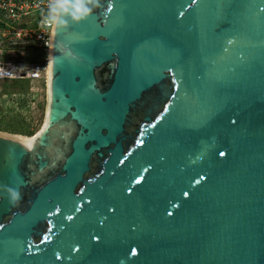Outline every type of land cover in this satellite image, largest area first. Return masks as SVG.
<instances>
[{
  "label": "water",
  "instance_id": "1",
  "mask_svg": "<svg viewBox=\"0 0 264 264\" xmlns=\"http://www.w3.org/2000/svg\"><path fill=\"white\" fill-rule=\"evenodd\" d=\"M99 5L0 133V264H264V0Z\"/></svg>",
  "mask_w": 264,
  "mask_h": 264
},
{
  "label": "built area",
  "instance_id": "2",
  "mask_svg": "<svg viewBox=\"0 0 264 264\" xmlns=\"http://www.w3.org/2000/svg\"><path fill=\"white\" fill-rule=\"evenodd\" d=\"M51 0H0V81L47 82L52 29L42 24Z\"/></svg>",
  "mask_w": 264,
  "mask_h": 264
},
{
  "label": "rangeland",
  "instance_id": "3",
  "mask_svg": "<svg viewBox=\"0 0 264 264\" xmlns=\"http://www.w3.org/2000/svg\"><path fill=\"white\" fill-rule=\"evenodd\" d=\"M47 82L0 81V133L33 137L42 127Z\"/></svg>",
  "mask_w": 264,
  "mask_h": 264
},
{
  "label": "clouds",
  "instance_id": "4",
  "mask_svg": "<svg viewBox=\"0 0 264 264\" xmlns=\"http://www.w3.org/2000/svg\"><path fill=\"white\" fill-rule=\"evenodd\" d=\"M99 0H51L42 24L53 31L67 28L69 20L72 23L86 19L95 8L99 7ZM10 203L19 202L20 193L16 189L8 188Z\"/></svg>",
  "mask_w": 264,
  "mask_h": 264
},
{
  "label": "snow or ice",
  "instance_id": "5",
  "mask_svg": "<svg viewBox=\"0 0 264 264\" xmlns=\"http://www.w3.org/2000/svg\"><path fill=\"white\" fill-rule=\"evenodd\" d=\"M181 14L183 15V13H181ZM165 110H167V109H165ZM30 146H31V145H29V147H30ZM219 155H220V156H224V155H225V153H224V152H220V153H219ZM123 162H124L123 160H122V161H120V163H123ZM144 171H147V169L145 168V169H144ZM201 179H203V177H201ZM137 183H139V181H137ZM197 183H198V181H197ZM129 191H130V190H129ZM185 195L187 196V195H188V193H185ZM75 210H76L77 212H79V211H80V209H79V208H76ZM48 214H49V215H51V214H52V213H51V211H50ZM68 219H69V220H71V219H72V217H71V216H69V217H68ZM96 238H97V237H96ZM45 239H48V237L46 236V237H45ZM133 251H135V250H133ZM57 258H59V256H57Z\"/></svg>",
  "mask_w": 264,
  "mask_h": 264
},
{
  "label": "bare ground",
  "instance_id": "6",
  "mask_svg": "<svg viewBox=\"0 0 264 264\" xmlns=\"http://www.w3.org/2000/svg\"><path fill=\"white\" fill-rule=\"evenodd\" d=\"M48 81H49V79H48ZM19 138H21L22 140H24L25 143H29V142L32 141V137H30V138H28V137H19Z\"/></svg>",
  "mask_w": 264,
  "mask_h": 264
},
{
  "label": "trees",
  "instance_id": "7",
  "mask_svg": "<svg viewBox=\"0 0 264 264\" xmlns=\"http://www.w3.org/2000/svg\"><path fill=\"white\" fill-rule=\"evenodd\" d=\"M20 81H23L24 83H30L29 81H25V80H20Z\"/></svg>",
  "mask_w": 264,
  "mask_h": 264
}]
</instances>
